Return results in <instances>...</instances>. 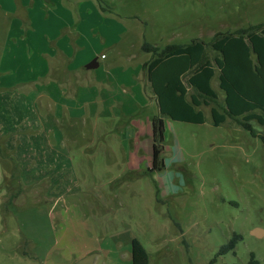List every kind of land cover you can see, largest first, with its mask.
<instances>
[{"label":"rangeland","instance_id":"374dc122","mask_svg":"<svg viewBox=\"0 0 264 264\" xmlns=\"http://www.w3.org/2000/svg\"><path fill=\"white\" fill-rule=\"evenodd\" d=\"M9 1L0 0V80L17 79L21 67L26 77L31 74L26 56L16 48L15 31L30 26V16L37 14L34 0ZM92 5L126 30L120 41L115 37L114 48H105V61L115 66L129 60L151 113L157 107L140 66L149 57L140 49L143 41L160 46L193 38L209 42L215 32L264 23V0H82L84 12H95ZM94 16L90 21H96ZM79 71L70 83L76 85L80 74L82 88L92 92L99 79L113 76L103 65L97 70L103 77L83 66ZM68 73L73 74L63 75ZM118 80L110 79L111 88V82L108 88L103 83L107 90L98 86L99 98L115 91ZM211 85L221 104L216 75ZM21 89H0V116L16 129L50 131L26 134L17 147L0 149V195L10 186L2 181V169L20 178L23 192L21 199L0 207V264H131L134 237L146 249L148 264H248L251 253L264 264L259 137L231 118L214 126L209 106L201 107L202 124L164 117V167L150 171V113L138 102V110L119 114L108 108L112 100L93 97L82 104V116L70 117ZM5 123L0 119V125ZM252 125L264 133V126ZM124 159L130 160L127 168ZM255 228L259 236L252 234ZM234 234L240 238L233 250L219 255Z\"/></svg>","mask_w":264,"mask_h":264},{"label":"crops","instance_id":"0c3cea01","mask_svg":"<svg viewBox=\"0 0 264 264\" xmlns=\"http://www.w3.org/2000/svg\"><path fill=\"white\" fill-rule=\"evenodd\" d=\"M7 1L10 3L9 0ZM22 1L25 5V0ZM92 8L95 12H92L91 9L88 12H84L82 0H34V8L32 9H34V14H37L30 16V26L26 30L18 26L15 31V37L19 43V45L16 44V48L21 54L26 56L24 60L29 62L27 68L31 71V74L26 77L23 72L24 68L21 67L22 75L20 76L18 73L17 79L7 80L6 78H1L0 89L3 88L8 90L11 88H22V92L28 91V93L37 100L40 99L45 102L48 107L52 104H56L57 112H65L64 114L70 117L82 116V104H89L93 97H95L96 101H98V99L99 101L100 99L101 101L112 100L108 108H111L119 114L124 113L123 109L125 111L132 110V112L136 109L138 110L139 108L136 105L138 102L144 110L150 113L148 117L149 135L152 142L151 118L159 113V109L150 86V91L155 99L156 106L154 110H156L157 107V112L153 111V113L146 107V94H143L141 88L134 84L132 78L134 67L132 64L128 63L129 60L124 64L118 65L115 63L117 64L115 66H112L111 63L107 64L105 61L108 57L105 48L110 46L114 48L115 37H118L117 39L120 41L126 30H123L122 27L119 29L121 23H119L120 21L117 18H109L108 16L110 15L108 14L101 15L94 8V5H92ZM92 16L95 17L96 21H90L89 18ZM84 31L89 38L86 37ZM6 44L7 43H5V47ZM125 47L127 49V46ZM102 49H104V51H101ZM101 55L104 56L101 57ZM117 55H119V52H117ZM149 57L147 59H149ZM93 58L96 59L98 65L92 68L86 67V64ZM7 65L9 64H6V68H10ZM101 65H103L105 70L109 69L110 72H113L111 78L109 74L108 77H106L108 80L97 71ZM82 66L87 70H95L97 74L103 77L98 80L100 84L94 86L93 92L87 91L88 87H86V89L82 88V81L79 80L80 74L77 75L78 83L76 85L70 83V79L73 81V75L76 71L82 70ZM110 66L112 67L110 68ZM140 66L144 71L142 64ZM67 70L73 72V74L71 75L68 73L63 75V72ZM16 71L19 72V69H16ZM124 72L130 73L126 74ZM117 77H119V80L115 82V85H117L116 90L104 91L101 98H99L98 89L103 87L102 89L107 90V81L111 82V88L113 85L110 79L114 81V78L116 79ZM103 83L106 84L107 88H104ZM98 86H100V88H98ZM122 86L126 90H124ZM28 87H30V89H28ZM132 88L133 90H131ZM116 103L119 104V106H116ZM47 115H49V113H47ZM5 117L6 115L0 116L1 124L6 122ZM13 118H15V116H13ZM7 119H10V117ZM41 128L46 127L37 128L29 126L21 130L20 128L16 129L14 126L11 127L7 123H5L4 126L0 125V149L4 150L5 147H17V145L23 141L26 134L37 136L45 135L46 131H50L48 127L43 130H41ZM50 133L51 132H49V134ZM49 147L53 146L50 145ZM3 155L4 153L2 156ZM149 156L150 154L148 157ZM131 159L132 158H130V160ZM130 160L124 159L125 163L123 162V166L125 164L127 168ZM52 164L51 161L46 163V165ZM64 164L65 162L62 161V165ZM12 173L13 172L4 169L1 171L3 177L2 181L6 185L9 183L10 186L7 185V194H4L1 190L0 207L4 205L5 201L14 202L23 197L22 188L18 187L21 180ZM122 173L123 172H121V174ZM34 197L38 198L39 196L34 194Z\"/></svg>","mask_w":264,"mask_h":264},{"label":"trees","instance_id":"16d2710c","mask_svg":"<svg viewBox=\"0 0 264 264\" xmlns=\"http://www.w3.org/2000/svg\"><path fill=\"white\" fill-rule=\"evenodd\" d=\"M140 49L150 54L142 67L159 109L151 118L150 171L164 167L163 118L202 124V106H209L214 126L226 118L234 119L251 136L259 137L264 147V133L252 125L255 121L264 126V23L215 32L209 42L193 38L187 43L160 46L143 41ZM215 75L223 92L221 104L211 85ZM239 238L234 234L218 254L233 250ZM130 260L131 264L149 261L146 249L135 237L130 242ZM257 263L251 253L248 264Z\"/></svg>","mask_w":264,"mask_h":264},{"label":"water","instance_id":"95a60500","mask_svg":"<svg viewBox=\"0 0 264 264\" xmlns=\"http://www.w3.org/2000/svg\"><path fill=\"white\" fill-rule=\"evenodd\" d=\"M98 64H97V61H96V59L95 58H93L90 62H88L87 64H86V67H88V68H92V67H96ZM260 229H258V228H255V229H253L252 230V234H254L255 236H259L260 235Z\"/></svg>","mask_w":264,"mask_h":264},{"label":"built area","instance_id":"2783aa9c","mask_svg":"<svg viewBox=\"0 0 264 264\" xmlns=\"http://www.w3.org/2000/svg\"><path fill=\"white\" fill-rule=\"evenodd\" d=\"M104 55H101V57H103Z\"/></svg>","mask_w":264,"mask_h":264}]
</instances>
